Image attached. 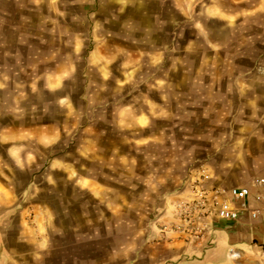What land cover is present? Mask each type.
<instances>
[{
  "label": "rangeland",
  "instance_id": "1",
  "mask_svg": "<svg viewBox=\"0 0 264 264\" xmlns=\"http://www.w3.org/2000/svg\"><path fill=\"white\" fill-rule=\"evenodd\" d=\"M53 1L54 39L69 38L59 44L69 55L74 52V58L59 59L69 63L73 59L74 68L80 69L63 76L75 78L79 85L78 110L90 104L93 114L107 119L108 146L129 132L131 112L145 119L140 121L138 135L143 144L151 133L141 129L149 123L145 116L153 108L151 114H162L165 104V112L169 108L171 114L170 148L182 137L179 128L199 134L204 144L219 147L216 153L196 154L198 159L182 171H170L180 177L181 189L188 188L202 170L213 177L212 170L220 174L227 164L231 168L223 179L231 186L241 187L264 178V0H0V80L4 82L0 85L8 92L0 113L14 119L29 110H24L20 99L30 104L29 100L43 90L35 87L45 81L46 75L34 71L38 60L35 53L40 39L51 36ZM36 8L40 19H36ZM41 11L47 32L37 30ZM180 82L186 87L179 89ZM115 114H122L125 121H116ZM162 125L160 120L155 128L161 130ZM163 148L168 147H139L140 166H154L142 170L140 176L148 173L163 178L167 170L164 161L178 165L189 155L168 154L162 152ZM122 150L129 153V144ZM39 155L42 163L36 174L42 178L29 188L34 196L33 203H27L32 211L27 216L30 226L36 223L34 209L41 212L35 201L41 188L50 203L46 197L52 186L50 166L57 154ZM11 156L6 160L15 176L20 173L15 161L37 159L34 150ZM112 175L108 170L107 176ZM171 183L166 187L169 191L176 187ZM148 190L140 182L132 202L130 195L123 196L124 206L139 211L137 218L143 227L155 219L157 211L154 205L158 202L145 196ZM38 223L44 230L42 237L47 238L46 228L52 227V218L44 214Z\"/></svg>",
  "mask_w": 264,
  "mask_h": 264
},
{
  "label": "crops",
  "instance_id": "2",
  "mask_svg": "<svg viewBox=\"0 0 264 264\" xmlns=\"http://www.w3.org/2000/svg\"><path fill=\"white\" fill-rule=\"evenodd\" d=\"M38 10L36 8V19H40ZM51 12V36L40 39L35 53L38 60H35L34 71L46 73L45 81L35 87H42L44 91L39 90L33 101L29 100L30 104L20 99L24 110L29 109L20 117L14 119L8 113H0V264H44L46 260L51 261L50 264H264V186L256 183L259 178L246 183L245 187L251 190L247 200L249 210L241 211L238 220L224 221L212 212L201 221L187 222L178 207L192 201V191L186 187L181 189L180 177L171 175L170 171H182L193 159H198L196 154L216 153L219 147L204 144L199 134L185 133L179 128L182 137L170 148L171 114L169 108L165 112V104L162 114H151L155 111L153 108V112L149 110L145 116L149 123L141 129L151 133L143 144L138 135L140 121L145 119L131 112L129 132L108 146V128L104 123L107 119L93 114L90 104L78 110L81 97L76 90L79 85L75 78L63 76L80 69L74 68L73 59L70 63L59 59L74 58V52L69 55L65 46L59 44L68 42L69 38L54 39V1ZM40 17L41 24L36 22L40 27L37 30L47 32L42 11ZM71 40L74 42V38ZM72 47L74 51V45ZM59 49L64 52H55ZM166 84L169 90L170 82ZM185 87L183 82L178 85L179 89ZM0 88V105H3L8 92L4 86ZM115 120L125 121L122 114H115ZM160 120L163 125L158 130L155 125ZM124 144H129V153L122 150ZM146 145H162L168 147L162 152L190 156L173 166L164 161L162 165L167 170L163 178L148 173L140 176L142 170L154 167L139 164V147ZM31 150L36 161L26 157L15 161L20 173L12 174L6 158ZM43 152L57 154L50 166L52 186L46 196L50 203L45 201L41 188L35 197L41 212L34 209L36 223L30 226L27 216L32 211L27 203H33L34 196L29 188L42 178L36 173L42 163L38 157ZM60 153L64 155H58ZM222 167L224 171L220 174L211 171L214 174L211 184L229 191L235 187L226 183L223 175L231 165ZM108 170L113 174L111 177L107 176ZM140 182L149 189L146 198L158 202L154 205L157 208L155 219H150L147 225L145 222L144 227L137 218L139 211L123 204L124 195H130V202L133 195L137 196ZM170 182L176 185L173 191L166 189ZM44 214L53 220L52 227L46 228L47 238L42 237L44 230L38 223ZM231 249L239 256L231 257Z\"/></svg>",
  "mask_w": 264,
  "mask_h": 264
},
{
  "label": "built area",
  "instance_id": "3",
  "mask_svg": "<svg viewBox=\"0 0 264 264\" xmlns=\"http://www.w3.org/2000/svg\"><path fill=\"white\" fill-rule=\"evenodd\" d=\"M212 175L202 170L194 176L188 188L192 191V201L178 207L179 213L187 222L201 221L212 212L224 221H236L241 211L249 210L248 198L251 195L249 187H235L225 191L211 184ZM259 186H264V178L256 180ZM229 195V198L225 196ZM260 201V197L257 198ZM197 215V217H195ZM255 217L256 215L253 214ZM231 257L239 256L235 249L230 250Z\"/></svg>",
  "mask_w": 264,
  "mask_h": 264
}]
</instances>
